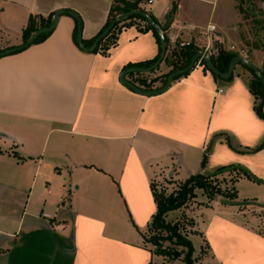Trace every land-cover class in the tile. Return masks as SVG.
I'll return each mask as SVG.
<instances>
[{
	"label": "crops",
	"instance_id": "crops-1",
	"mask_svg": "<svg viewBox=\"0 0 264 264\" xmlns=\"http://www.w3.org/2000/svg\"><path fill=\"white\" fill-rule=\"evenodd\" d=\"M204 1L141 5L168 35L186 38L195 35L192 26L214 24L221 41L215 47L233 45L230 51L259 68L264 1L261 34L250 41V19L236 0ZM111 2L0 0V30L12 33L0 38V50L22 44L29 16L38 24L39 16L58 9L77 14L83 44L90 46ZM75 24L61 14L45 39L0 56V264H147L158 259L143 234L156 212L151 184L163 172L184 179L235 165L264 181V146L236 151L225 140L249 149L264 138L244 64H235L229 80L195 64L166 91L143 95L119 75L158 56L153 31L140 30L137 19L124 20L105 39V53L87 52L73 38ZM165 56L152 71L125 78L139 88L144 78L153 88L162 86L171 69ZM233 187L235 203L215 197L196 212L204 264H264V214L239 206L264 209V183L239 175ZM246 189L251 195L245 197Z\"/></svg>",
	"mask_w": 264,
	"mask_h": 264
},
{
	"label": "trees",
	"instance_id": "trees-1",
	"mask_svg": "<svg viewBox=\"0 0 264 264\" xmlns=\"http://www.w3.org/2000/svg\"><path fill=\"white\" fill-rule=\"evenodd\" d=\"M264 0H236V8L238 11L242 14L244 19H250V25L254 29V36H259L261 34V29H262V15L263 11L259 7V3ZM144 0H112L109 10H108V15H107V20L104 24V27L102 30L112 21L114 18L120 14L121 12L129 11V10H141L146 13V11L142 7V3ZM170 13V12H169ZM53 15V14H52ZM51 14L47 16V18H43L39 16V23L37 24V21L33 16H29L27 23L25 27L23 28L22 31V43H24L29 35L38 27H43V26H48L51 22ZM252 16V17H251ZM137 19L139 20L143 26L140 25V30L146 28L150 29L153 31V33L156 36V39L159 43V37L157 32L149 25L146 23L145 19L140 16V15H133L127 18L126 20H133ZM151 19L154 21V23L158 24L156 20H154L152 17ZM120 22H116L111 30L105 35L104 38H102L95 48L91 52H97L98 50H101L102 53H105V50L107 49V44L108 42H104L106 38H109L110 34H112L113 29L118 25ZM76 29H77V24H75L74 31H73V38L76 41ZM102 30L98 33V35L102 32ZM163 30V29H162ZM163 32V31H162ZM49 32H45L40 34L34 41L33 43H38L45 39L48 36ZM97 35V36H98ZM96 36V37H97ZM95 37V38H96ZM94 38V39H95ZM93 39V41H94ZM163 39L166 43L165 51H166V56H165V61H167L168 65L171 66V69L163 75L162 77V85L165 83L167 75L178 68H183L187 65L189 62L191 56L197 51V48L194 46H188V47H176V46H171L168 42V39L165 35V32H163ZM104 42V43H103ZM171 47V50L169 48ZM2 50H0L1 52ZM19 51V50H18ZM165 54V53H164ZM237 52H233L230 50H226L223 47H218L217 53L215 55H211L209 58L213 62L214 66L220 70V71H225L228 67V64L230 60L234 57L237 56ZM159 56V54H158ZM158 56L154 59L151 60H146L137 64H130L126 66L125 68L129 67H147L150 66L157 58ZM164 59V57H163ZM200 64L204 65V61L201 60ZM246 66V65H245ZM248 70L251 72V77L248 82V88L251 94L254 96V111L256 115L262 119H264V111H263V105H264V82L260 79V76L264 77V59L262 61L261 66L258 68L259 74H256L254 70L248 66H246ZM124 68V69H125ZM207 69V68H206ZM132 73V72H130ZM188 73V72H186ZM184 73V74H186ZM181 74L179 76H176L174 78L177 79L181 77ZM214 76L217 77V75L213 74ZM227 78L226 80H229ZM141 89H154L151 86V82H147L146 79H141ZM226 143L234 150L236 151H251L254 152L264 146V138L262 141L259 143L254 148H249V149H239L237 147H234L231 143V140L229 136H225ZM210 149V144L206 148V152L204 153L202 159H201V166L204 167L206 163V158H207V153ZM237 171L240 172L237 176L243 175L246 178L253 180L255 182H263L259 179H257L255 176H253L248 170L241 166H235V165H230V166H223L218 169H216L214 172L211 173H194L190 174L181 184L179 187V190L177 191L176 195L170 194L169 196H164L163 194H157L154 188L153 183L151 184V190H152V195L154 197V201L156 203V212L152 216L150 225L148 226V230L152 231V235L148 238L147 241L151 242L153 245H155V249L152 250V253L155 255H162L164 257H167L169 260H173L176 257H178L181 253H183V262L185 264H197L193 255L194 248L192 245L191 240L187 237V235H183L180 230H179V224L173 223H167L165 222L164 218L166 214L169 211H173L176 209H179L182 207L186 202L195 196L194 193V188H200L203 190V193L208 197V199L211 201L212 199L215 198L216 194H222L225 197H227V200H224L226 203H235L234 199L236 198V190L234 187L232 188L230 193L224 192L218 186L213 182V178L215 179L219 174L223 173L224 171ZM232 177V183L234 182L235 177ZM195 224V222H194ZM163 232H167L166 236L163 235ZM197 233V232H194ZM163 241H169L170 243L172 242L174 244V247H163L162 242ZM180 246L181 250H177L175 247ZM184 251V252H183ZM147 264H165V263H159L156 261H150Z\"/></svg>",
	"mask_w": 264,
	"mask_h": 264
},
{
	"label": "water",
	"instance_id": "water-1",
	"mask_svg": "<svg viewBox=\"0 0 264 264\" xmlns=\"http://www.w3.org/2000/svg\"><path fill=\"white\" fill-rule=\"evenodd\" d=\"M61 14H68V15L72 16L76 20V24H77L76 43H77L78 47L81 50L87 51V52H91L95 48L97 43L102 38L105 37V35L111 30L112 26L116 22L124 21V20H126L127 18H129L130 16H133V15L142 16L145 19L146 23L149 24L158 34V37H159V50H160L159 51V56L150 66H147V67H129V68L123 69L121 71L120 75H119V80L124 85H126L128 88H130L131 90H133V91H135L137 93L143 94V95H156V94H159V93H162V92L166 91L170 87L172 81L174 80V78L176 76H179L181 74H184V73L190 71L192 68H194L195 64L198 62L199 59H202L204 61V65L207 68V70H209L211 73L217 75L221 79L229 78L232 75V72H233L235 64H237V63H242V64L252 68L256 74H259L257 66L255 64H253L252 62H250L249 60L243 58L240 55L234 56L230 60V62L228 64V67H227V69L225 71H220L214 66V64L211 61V59L204 52L196 51L191 56L189 62L187 63V65L185 67L175 69V70L171 71L167 75L165 83L162 86H160L158 88H154V89H147V90L137 87L132 82L128 81L125 78V75L127 73H130V72H141V73H144V72H150L153 69H155L160 64V62L163 60L164 53H165V47H166V43H165V41L163 39L162 32H161L159 26L156 23H154V21L151 19V17L148 14H146L145 12H143L141 10H129V11L121 12L120 14H118L114 18V20H112L102 30V32L94 39V41L92 42V44L90 46H85L83 44V41H82V30H81L80 20H79L77 14L75 12H73L72 10L58 9V10L54 11V13L52 15V18H51V22H50V24L48 26H43V27H39V28L35 29L29 35V37L27 38V40L24 43H22V44H20L18 46L9 47V48H6V49L2 50L0 52V56L6 55V54H9V53H13V52H16L18 50H21V49L25 48L26 46L32 44L33 41L40 34L52 31L54 29V27L56 26L58 18H59V16ZM260 79L264 82V77L260 76Z\"/></svg>",
	"mask_w": 264,
	"mask_h": 264
},
{
	"label": "rangeland",
	"instance_id": "rangeland-1",
	"mask_svg": "<svg viewBox=\"0 0 264 264\" xmlns=\"http://www.w3.org/2000/svg\"><path fill=\"white\" fill-rule=\"evenodd\" d=\"M204 1V0H202ZM205 3V1H204ZM144 9V8H143ZM252 17V16H251ZM252 32H250V35L247 37L249 38L248 41H250V38L252 40L253 35V28L251 30ZM252 33V34H251ZM7 32H4L2 30H0V38H2V40H4L7 37ZM10 37L12 36V33L8 34ZM176 167V169L178 168L176 163L174 165V168ZM191 167V166H189ZM178 171V169H177ZM229 173H225V175H218L215 179L213 178V182L218 186V188H220L221 190H223L224 192L230 193L232 188H233V183H232V177L231 175H237L240 172L235 171L234 173H232L233 171L229 170ZM179 175L178 173H176V175H178V177H182V175L184 174L183 171H179ZM190 175V174H189ZM188 175V176H189ZM187 176V177H188ZM186 177V178H187ZM176 179L174 178L172 175H169V173L165 174L163 172V174L154 181L153 185L155 188V191L157 194H163L164 196H169L170 194L176 195L177 191L179 190L180 184L186 179ZM248 190V191H247ZM194 193L195 196L190 198L186 204H184L182 207H180L179 209L173 210V211H169L164 220L167 223L173 224V223H178L179 225V230L180 232L184 235H187V237L191 240L193 248H194V258L197 264H204L205 263V252L206 250L204 249L205 246H202V249L200 248V244H201V240L200 237L196 231V224H194L195 220H196V212L201 208L202 205L207 204L208 202H210V200L208 199V197L203 193V190L200 188H194ZM246 193L248 196L251 195L249 189H246L244 192V195L246 197ZM216 198L218 199H222V200H227L228 198L225 197L222 194H216L215 195ZM244 199V198H243ZM264 204V202H261ZM240 207L244 208V209H249L252 210L251 212H253L255 215H261L264 214V209L262 208H257L255 206L252 205V203L250 202H241L239 204ZM260 231L262 233H264V225L260 228ZM167 232H163V235L166 236ZM152 235V231L147 230L144 232L143 234V242L144 244L148 245L150 248H152V250L155 249V245H153L151 242L147 241L148 238ZM162 246L163 247H174V244L169 241H163L162 242ZM177 250H181L180 246H176L175 247ZM184 252V251H183ZM158 259L156 258V262L159 263H165V264H185L182 260L183 258V253H181L178 257H176L173 260H169L167 259V257H164L162 255H157Z\"/></svg>",
	"mask_w": 264,
	"mask_h": 264
},
{
	"label": "built area",
	"instance_id": "built-area-1",
	"mask_svg": "<svg viewBox=\"0 0 264 264\" xmlns=\"http://www.w3.org/2000/svg\"><path fill=\"white\" fill-rule=\"evenodd\" d=\"M153 1L154 0H144V3L150 5L153 3ZM190 29L196 31V33L195 35L190 34L186 38H181L180 33L174 35L165 34L169 44L176 47L194 46L195 48H197V51L204 52L208 57L217 53L218 46L215 47L214 42L221 43V41L219 40L218 35L215 32L216 26L214 24H207L203 28L194 25ZM226 49L234 50L235 47L233 45H230ZM201 60L202 59H199L196 64H199ZM218 91L220 92L221 89H219Z\"/></svg>",
	"mask_w": 264,
	"mask_h": 264
}]
</instances>
